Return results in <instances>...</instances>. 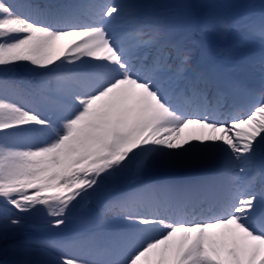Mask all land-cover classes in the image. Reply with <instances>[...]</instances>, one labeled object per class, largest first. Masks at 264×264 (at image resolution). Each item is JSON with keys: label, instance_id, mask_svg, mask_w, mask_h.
Masks as SVG:
<instances>
[{"label": "snow or ice", "instance_id": "obj_1", "mask_svg": "<svg viewBox=\"0 0 264 264\" xmlns=\"http://www.w3.org/2000/svg\"><path fill=\"white\" fill-rule=\"evenodd\" d=\"M143 7L0 0V252L17 264L39 262L22 258L33 242L15 239L27 225L9 214L41 206L59 228L74 201L129 165L139 175L192 164L215 167L118 193L101 210L112 213L104 238H80L86 258L43 264H264V87L246 112L181 87L166 45L149 63L152 41L136 30ZM249 32L264 48V12ZM259 63L264 71V54ZM25 64L36 87L15 78ZM192 190L210 195L193 204Z\"/></svg>", "mask_w": 264, "mask_h": 264}, {"label": "trees", "instance_id": "obj_2", "mask_svg": "<svg viewBox=\"0 0 264 264\" xmlns=\"http://www.w3.org/2000/svg\"><path fill=\"white\" fill-rule=\"evenodd\" d=\"M16 2L17 3H20V1L19 0H16ZM21 4V3H20ZM1 207V206H0ZM44 211V208L43 207H41V206H38L37 207V209L36 210H33V211H31V214H32V217H39V213H41V212H43ZM10 215V218H17V217H19V218H21L22 219V221L25 219L24 217H22L21 215H17V214H15V215H11V214H9ZM4 223H7V221L4 219V213L2 212V211H0V225H3ZM32 241L33 243L31 244V248L33 249V251H31V252H29V253H27V254H25V257H31V258H37V257H39V253L41 252V249L39 248V246H41L43 243L40 241V240H38L37 238H35V237H32V236H29V235H27V237H20L19 238V241ZM1 254H3V255H6L5 253H3V252H0V255ZM9 254V253H8Z\"/></svg>", "mask_w": 264, "mask_h": 264}, {"label": "rangeland", "instance_id": "obj_3", "mask_svg": "<svg viewBox=\"0 0 264 264\" xmlns=\"http://www.w3.org/2000/svg\"><path fill=\"white\" fill-rule=\"evenodd\" d=\"M118 1H121V0H111L110 2L111 3H114V4H119ZM238 2V0H233V2H231V6L232 7H235L236 3ZM215 13L217 14L218 18H220V10L217 8V6H215ZM223 17H226V15H224ZM228 42V41H226ZM260 71H258V73L260 75H263L264 76V71L261 70V66L259 67ZM35 82H37L35 79H34ZM239 171V170H238ZM164 181H170V180H164ZM246 181V179L242 180L241 183H244Z\"/></svg>", "mask_w": 264, "mask_h": 264}]
</instances>
